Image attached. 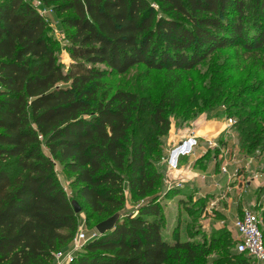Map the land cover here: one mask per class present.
<instances>
[{
    "label": "trees",
    "instance_id": "1",
    "mask_svg": "<svg viewBox=\"0 0 264 264\" xmlns=\"http://www.w3.org/2000/svg\"><path fill=\"white\" fill-rule=\"evenodd\" d=\"M41 1L54 5L70 32L69 66L35 2L0 0V264H51L78 228L73 202L99 218L96 226L122 217L70 264H201L217 240H165L155 159L171 128L168 109L185 102L180 89L189 72L234 47L263 53L264 69V0ZM138 66L165 74L157 103L129 91L106 93L105 78ZM146 114L154 144L144 139ZM262 142L253 126L240 135L248 153ZM58 166L73 177L75 199ZM10 167L20 174L13 177ZM126 187L132 200L146 201L127 210ZM222 252L231 258L224 263L253 264Z\"/></svg>",
    "mask_w": 264,
    "mask_h": 264
},
{
    "label": "rangeland",
    "instance_id": "2",
    "mask_svg": "<svg viewBox=\"0 0 264 264\" xmlns=\"http://www.w3.org/2000/svg\"><path fill=\"white\" fill-rule=\"evenodd\" d=\"M28 1L34 3L39 0ZM42 9L50 23L49 39L54 44L60 61L65 66H69L71 63L68 51L70 32L62 24V16L55 12L53 4H45ZM261 55L263 53L248 52L242 47L228 48L215 53L185 76L184 84L180 89L185 102L172 110L168 109L171 128L168 136L160 141L162 155L155 159V169L162 176L161 185L156 194L160 198L164 211L163 234L165 240L170 242L195 241L204 245H208L212 237L215 238L217 242H215L214 251L202 260L201 264H229L224 262L230 261V256H226L222 251L237 254V238L233 223L238 206L239 213L245 209L256 213L263 222L264 230V142L252 153L245 151L240 143L243 129L249 131L252 126L264 137V69L261 65ZM165 80L164 73L148 74L146 67L138 66L125 75L110 74L102 83L109 96L123 90L136 93L150 103H157ZM246 118H256V120L242 123ZM206 122L211 126L215 124L217 130L221 128L224 130L217 134L213 129L214 136L210 137L212 139L201 138L200 140L196 135V128ZM138 125L133 131V136L137 134ZM182 129L190 131L188 137H181ZM144 131L147 132L145 141L150 139V142L154 144L155 136L150 114L145 115ZM191 139L196 141L195 144L192 143L193 146L195 145L194 148L207 149L202 163L208 166L209 174H217L216 178L202 182L198 180L194 183L204 191V195L199 197L191 194L194 192V188L191 187L194 184L190 188L186 186L175 188L170 185V174L173 173H170V167L174 166V161H178L179 168L186 165L187 156L178 151L184 146L186 149L190 148V144H186L185 141ZM224 167L227 168V174L223 171ZM10 171L13 177L20 174L19 170L17 172L13 167H10ZM57 173L69 198L75 199V189L72 187L73 177L64 173L59 166ZM217 183H220L222 187L217 186ZM190 184L192 183L186 182L184 185ZM254 186L258 187V194L254 200H251L250 189ZM176 190H180L181 194H175ZM237 190L245 193L244 201L239 200ZM207 191L209 194L205 195ZM125 195L127 210H133L146 201V199L132 200L127 187ZM216 198H219L220 202H217ZM229 198L234 199V206L228 213L229 216L214 210L219 206L227 205ZM212 201H215V206L212 205ZM190 211L194 213L191 217ZM78 214L79 223L73 239L59 251H69L74 238L82 230L87 237L97 233L96 224L100 221L99 218L96 216L90 218V213L86 209ZM205 216L213 218V221H206L208 218L204 219ZM229 239L236 243L233 248L226 247Z\"/></svg>",
    "mask_w": 264,
    "mask_h": 264
},
{
    "label": "built area",
    "instance_id": "3",
    "mask_svg": "<svg viewBox=\"0 0 264 264\" xmlns=\"http://www.w3.org/2000/svg\"><path fill=\"white\" fill-rule=\"evenodd\" d=\"M35 6L43 16H46L45 11L42 9V6H44L42 1L35 2ZM185 142L186 144H190V148L186 149V146H184L178 152L186 156L192 154L195 146L192 143L195 144L196 141L191 139ZM178 169V161H174V166L171 165L170 167V173L173 172L170 174V185L175 188H184L186 182H189V180H191L190 182L193 181L194 172L191 170L190 172L184 173L181 170L178 171ZM223 171L226 174L228 173L226 167L223 168ZM199 177L204 181L210 178L209 175ZM262 226L263 222L260 217L248 209L243 210L233 223L237 238V253L251 258L253 264H264V230ZM98 236L99 234L96 233L92 237H87L83 230L80 231L74 238L71 249L64 252L57 251L54 254L53 261L55 264H70L78 256L77 254L83 250L84 246Z\"/></svg>",
    "mask_w": 264,
    "mask_h": 264
},
{
    "label": "crops",
    "instance_id": "4",
    "mask_svg": "<svg viewBox=\"0 0 264 264\" xmlns=\"http://www.w3.org/2000/svg\"><path fill=\"white\" fill-rule=\"evenodd\" d=\"M196 129H197L196 130V135L200 138V140H201V138L212 139L210 137H211V135L214 136L212 134L213 129L216 130L215 133H217V134L221 133L224 130V128L223 129L221 128V129H218L217 130V127H215V124L211 126V124L210 123H207V122L206 123H202ZM189 132L186 129L180 130V134L182 133L181 137L182 138L188 137ZM201 144H203V143L201 142ZM206 152H207V149L205 147H195L194 148V151L192 152V154L186 155L187 156L186 158H188V161H187L186 165L183 166V167H181V168H179V166H178V168H179L178 171L181 170L182 172L187 173V172H190L191 170H193V172H194L193 181L190 182L191 180H189V183H192V184H190L188 186L185 185L186 187L190 188V186L193 185L194 183H196L198 180H199V182L204 181L199 176H202V175H211V174L208 173L209 172L207 170L208 169V166L207 165L205 166V164L202 163V159L206 156ZM188 168H191V169H188ZM206 170H207V172H206ZM216 176H217V174L214 173L213 175L210 176V178H213V177L216 178ZM194 178H195V180H194ZM229 178L232 179L231 177H229ZM216 185L217 186L218 185L220 186V183H217ZM198 186H199L198 184H194L193 186H191V187L194 188V192L191 193V194L194 195V197H196V196L199 197V196H203L204 195V193H203L204 191H202L200 189V187H198ZM220 187H222V185ZM203 188H205V187H203ZM254 188L250 189V191H252V198H250L251 200H254L256 198L257 194H258V191H257L258 190L257 189L258 187L254 186ZM176 192H177V195H180L181 194L180 190H176ZM207 192L208 193H206L205 195H208L209 194V191H207ZM236 192L239 195V200L244 201L246 199L245 193H241V190L240 191L237 190ZM216 201L217 202L218 201L220 202L219 198H216ZM227 203H228L227 205L224 204L225 206H223V207H220L219 206V207H217L214 210H217L219 212L221 211L223 214L229 216L228 213L231 212V209L234 206V199L229 198L228 201H227ZM213 204L215 206V204H216L215 201H212V205ZM228 207H230V208H228ZM209 210H212V209L209 208ZM239 211L240 210H239V206H238L237 207V214H236L237 216L235 215L236 216L235 219L238 217V215L241 214V213H239ZM205 218L207 219L208 217L205 216L204 219ZM235 219H234V221H235ZM206 221H209V222L210 221H213V218H208ZM217 222H220V221H217ZM221 222L223 223V221H221Z\"/></svg>",
    "mask_w": 264,
    "mask_h": 264
},
{
    "label": "water",
    "instance_id": "5",
    "mask_svg": "<svg viewBox=\"0 0 264 264\" xmlns=\"http://www.w3.org/2000/svg\"><path fill=\"white\" fill-rule=\"evenodd\" d=\"M73 206H74L75 212L77 214L81 212L82 209L78 205L77 202H73ZM121 217H122V213H117L114 216L108 218L107 220L99 223L96 226V231L99 234V236L104 235L109 231H112L116 227V225L119 222V220L121 219Z\"/></svg>",
    "mask_w": 264,
    "mask_h": 264
}]
</instances>
